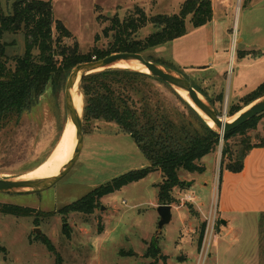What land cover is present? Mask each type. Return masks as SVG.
I'll return each mask as SVG.
<instances>
[{
  "label": "rangeland",
  "instance_id": "rangeland-1",
  "mask_svg": "<svg viewBox=\"0 0 264 264\" xmlns=\"http://www.w3.org/2000/svg\"><path fill=\"white\" fill-rule=\"evenodd\" d=\"M50 1L55 18L66 24L81 52L88 53L94 48L107 50L113 44L114 17H119L121 22L136 17L138 6L149 16L175 14L185 0H152L146 4L147 0L145 6L141 0ZM0 6L5 13L11 11L9 0H0ZM234 10L216 32L209 25L195 27L187 19V32L182 37L141 52L147 59L164 62L188 78L194 87L207 95L220 115L233 120L238 113L229 116L230 106H244L241 98L229 99V92L233 93L236 87V76L242 73L241 79L246 83L242 95L264 81V74L252 77L243 68L245 63H251L258 68L257 73L261 70L264 73V54L250 55L246 50L248 43L264 50V0L253 5L249 0H238ZM228 26L229 32L225 36ZM155 30L148 24L129 41L145 40ZM243 37L245 42L240 43ZM2 42L8 43L6 55L9 57L25 53L23 33H6ZM66 42L72 44L74 41L66 39ZM69 75L57 92L50 79L22 119L0 131V178H21L62 153L58 148L71 124L65 105V85ZM137 86L139 93L133 94L135 100L146 97L167 117L186 123L199 136L205 134V125L193 111L205 124L210 123L173 87L154 78H139ZM84 134L85 144L79 159L53 187L31 194L0 193L2 205H17L32 211L30 216L0 211V264H246L250 260L252 264H264V214L256 217L254 222L239 218L237 228L232 229L226 221L223 224L218 211L213 233V225L209 226L208 211L210 214L217 207L214 202L209 208L211 200L219 198L220 192L223 196L220 179L225 142L220 133L216 149L200 161L206 167L204 173L180 171V178L187 184L173 190L175 201L170 204L174 208L173 219L164 226L158 238L161 170L103 196L92 214L68 209L97 187L149 165L133 138L114 122L87 118ZM246 138L252 143L264 138V113L259 117L257 127L247 131ZM242 139L241 135L231 138L229 150L237 151ZM187 195H194L195 201L188 200ZM198 202L205 203L206 212L197 208ZM235 236L239 238L237 241ZM44 239L54 245L56 253L48 249ZM218 239L221 242L217 247ZM154 240L161 251L157 258L146 256ZM224 241L235 244H224ZM233 254L241 255L242 259H233Z\"/></svg>",
  "mask_w": 264,
  "mask_h": 264
},
{
  "label": "trees",
  "instance_id": "trees-1",
  "mask_svg": "<svg viewBox=\"0 0 264 264\" xmlns=\"http://www.w3.org/2000/svg\"><path fill=\"white\" fill-rule=\"evenodd\" d=\"M9 1L12 5L9 13H5L0 6V131L22 119L24 112L34 106L50 79H53L54 90L59 91L77 64L103 58L114 52L141 53L182 37L187 32V19H190L193 26L200 27L213 18L211 0H185L178 13L152 16L138 6L135 8L136 17L127 18L123 22L119 17L113 18L114 41L109 49L94 48L88 53H82L66 24L55 18L50 0ZM148 24L156 28L153 33L145 40L129 41L131 36ZM6 33L24 34L26 50L23 55H6L8 43L2 42ZM66 39L74 42L67 43ZM157 62L170 67L164 62ZM139 78H154L164 82L150 74L130 69H108L86 76L83 82L85 119L97 118L116 123L124 133L133 138L149 165L131 170L97 187L71 204L69 210L92 214L100 198L139 181L156 170L163 173L162 183L158 184L159 200L161 204H171L175 201L173 190L187 184L180 178L181 170L200 174L206 171L205 165L200 164V161L216 149L219 133L205 124L193 109L197 119L205 125L203 136L195 134L186 123L167 117L158 105L153 107L148 98L135 100L133 94L139 93ZM263 93L264 82L241 98L244 106L232 104L228 115H235ZM222 96H219V100ZM179 98L183 100L180 96ZM260 116L261 114L223 136L225 146L222 169L241 171L249 151L253 147L264 146V138L258 143H252L246 138L247 131L257 127ZM236 135H241L242 144L237 151H230L228 142ZM226 157L228 162L225 161ZM0 211L16 216L32 214L31 209L1 203ZM205 226L204 223L201 241ZM43 243L56 253L54 245L48 239H44ZM159 255L160 247L154 240L146 256L157 258Z\"/></svg>",
  "mask_w": 264,
  "mask_h": 264
},
{
  "label": "water",
  "instance_id": "water-1",
  "mask_svg": "<svg viewBox=\"0 0 264 264\" xmlns=\"http://www.w3.org/2000/svg\"><path fill=\"white\" fill-rule=\"evenodd\" d=\"M122 61L145 66L149 70V73L147 74L161 79L162 81L173 87L175 91H177L180 95V91L186 92L190 100L192 101V104L187 99L186 100L203 117V113L206 114V116L209 117L211 121H213L215 127H211L209 124L208 125L218 131L222 136H224L229 131L238 128L250 119L264 113L263 93L256 100H254L253 102L242 108L240 111H238L237 113L243 110L236 119L231 122H227L223 120L224 116L220 115L216 106L213 105V103L202 92H200L196 87H194L188 78L178 73L171 67L147 59L142 53L114 52L103 58H94L90 61L77 64L72 69L65 85L66 111L69 122L74 125L76 140L75 148L71 157L62 167L59 173L48 178H0V193L31 194L40 192L53 187L59 180H61L70 172V170L74 167L75 163L79 159L85 144V93L83 90L84 79L86 76L92 73L108 69L133 70V68H120L115 66L117 63ZM137 70L138 69H135V71ZM140 72L143 71L140 70ZM76 85L77 91L74 90ZM76 95H79L82 98V113H79L78 108L76 106ZM157 210L160 217L156 232V237L158 238L163 232L164 226L172 221V205L161 204L158 206Z\"/></svg>",
  "mask_w": 264,
  "mask_h": 264
},
{
  "label": "crops",
  "instance_id": "crops-1",
  "mask_svg": "<svg viewBox=\"0 0 264 264\" xmlns=\"http://www.w3.org/2000/svg\"><path fill=\"white\" fill-rule=\"evenodd\" d=\"M142 3L145 6L146 4H150L152 0H141ZM147 3L145 4V2ZM212 1V8H213V18L211 22H209L206 25L211 26V30L213 32H216L218 29V26L221 24L223 20L226 19V17H231L233 15V12L235 11V6L238 3V0H211ZM259 0H249V4L253 5L256 4ZM184 2V1H183ZM181 2V4L183 3ZM180 4V5H181ZM240 11H238L239 16ZM230 26L226 28L225 36L228 34ZM227 41V40H226ZM240 43L245 42L244 37L240 38ZM255 47V48H254ZM247 51H249V54H264V50L259 49L258 46L254 44H247ZM250 54V55H251ZM244 70L248 74H252L253 76H263L262 70L260 73H257L258 68L255 69L251 65V63H245L244 64ZM240 75H237V81H236V87L232 91L229 92V99H240L244 97L245 95H242V88L246 85V83L241 79L242 73H239ZM257 74V75H256ZM251 82V81H250ZM264 81L260 82L262 84ZM258 84L257 87L260 85ZM256 87V88H257ZM255 88V89H256ZM254 89V90H255ZM253 91V90H252ZM251 91V92H252ZM223 95H225V92H222ZM232 93V94H231ZM250 93V92H249ZM248 93V94H249ZM222 95V94H221ZM220 96V95H219ZM219 186V184H218ZM223 190V196L221 195L218 197H214L211 200L210 203V209L212 206L215 207L217 205V212L219 211L222 219L223 224L226 221L228 228H237V219L244 218L246 222H248V219L252 220L254 222V219L262 214H264V146L260 147H253L244 160V167L239 172H232L230 170H227L226 168L222 169L221 172V179H220V190ZM218 190V187H217ZM188 196V195H187ZM192 200L195 201V196H192ZM191 200V199H188ZM197 208L202 211L203 213L206 212L205 210V203L204 202H198L196 203ZM172 207V211H173ZM209 215V211H208ZM207 215V218H208ZM173 219V215H172ZM237 241L239 238L237 236L234 237ZM234 240V241H235ZM221 242L220 239L217 240L216 246L218 247L219 243ZM224 244H235L231 242H223ZM220 246V245H219ZM233 259H242L241 255H235L233 254ZM246 264H252L251 260L247 261Z\"/></svg>",
  "mask_w": 264,
  "mask_h": 264
},
{
  "label": "bare ground",
  "instance_id": "bare-ground-1",
  "mask_svg": "<svg viewBox=\"0 0 264 264\" xmlns=\"http://www.w3.org/2000/svg\"><path fill=\"white\" fill-rule=\"evenodd\" d=\"M115 66L120 67V68L138 69L143 72L149 73V70L145 66H142L136 63L122 61V62L117 63ZM74 90L77 91V85L75 86ZM180 93L183 97L189 99L190 103L192 104V101L190 100L186 92L180 91ZM76 106L78 108L79 113H82V98L79 95H76ZM241 112L238 113L235 119L240 115ZM203 115L206 118V120L210 123V125H212V127H215L213 121H211L209 117L206 116V114L203 113ZM223 120L227 122L233 121L232 118L231 119L223 118ZM75 143H76L75 129H74V125L71 123L67 134L62 138L61 143L58 148L59 150H62V153L59 156H53L49 161H46L41 166H39L37 169L31 171L30 173L26 174L25 176L21 178H48V177L56 175L57 173H59V171H61L62 167L71 157L74 151V148H75Z\"/></svg>",
  "mask_w": 264,
  "mask_h": 264
},
{
  "label": "built area",
  "instance_id": "built-area-1",
  "mask_svg": "<svg viewBox=\"0 0 264 264\" xmlns=\"http://www.w3.org/2000/svg\"><path fill=\"white\" fill-rule=\"evenodd\" d=\"M187 199H193L192 196H187ZM212 211V210H211ZM210 211V214H209V217H208V221H209V226L212 224L213 227H212V233H213V229H214V225L216 223V218H217V215H218V212H217V209H213L212 213ZM209 230H210V227H208V232L207 234H209Z\"/></svg>",
  "mask_w": 264,
  "mask_h": 264
}]
</instances>
